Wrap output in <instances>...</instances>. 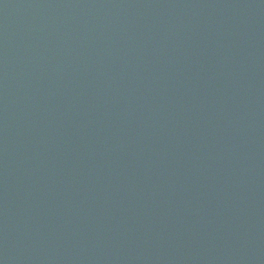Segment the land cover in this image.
Here are the masks:
<instances>
[{"label":"water","instance_id":"95a60500","mask_svg":"<svg viewBox=\"0 0 264 264\" xmlns=\"http://www.w3.org/2000/svg\"><path fill=\"white\" fill-rule=\"evenodd\" d=\"M0 264H264V0H0Z\"/></svg>","mask_w":264,"mask_h":264}]
</instances>
